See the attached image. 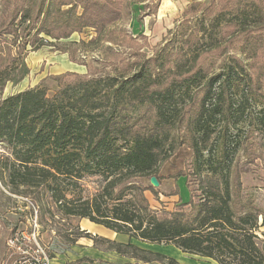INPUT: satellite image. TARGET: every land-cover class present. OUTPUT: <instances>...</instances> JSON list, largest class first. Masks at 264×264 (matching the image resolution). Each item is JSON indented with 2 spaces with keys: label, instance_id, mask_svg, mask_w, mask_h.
<instances>
[{
  "label": "trees",
  "instance_id": "16d2710c",
  "mask_svg": "<svg viewBox=\"0 0 264 264\" xmlns=\"http://www.w3.org/2000/svg\"><path fill=\"white\" fill-rule=\"evenodd\" d=\"M9 1L0 3V36L16 38L15 27L26 24L33 41L67 39L89 29L96 32L95 42L110 23L140 11L147 0ZM258 15L240 9L228 26L241 31L248 18ZM214 21L211 27L224 22ZM206 34L202 31L200 38L215 39L211 29ZM242 44L255 76L236 55L221 53L214 72L200 54L169 67L154 55L126 78L76 75L75 82L62 83V75L54 76L58 89L50 96L35 87L0 97V145L8 149L0 154L1 182L15 194L44 186L65 217L84 218L127 236V242H118L77 226L60 239L70 245L89 239L94 248L134 260L129 264H183L131 239L170 244L218 264H264V233L258 234L264 215L243 196L242 170L229 157L238 146L236 138L225 141L247 107L259 96L264 99L257 85L264 82V72H255L264 58L259 55L264 35H246ZM2 52L0 47V74L9 66ZM256 119L264 125V103ZM179 145L192 151L195 162L191 173L175 175L185 179L189 197L178 198L171 210L154 211L140 190L133 194L136 186L124 183L154 176L160 184L159 165ZM85 176L103 180L99 193L90 199L67 197Z\"/></svg>",
  "mask_w": 264,
  "mask_h": 264
},
{
  "label": "rangeland",
  "instance_id": "374dc122",
  "mask_svg": "<svg viewBox=\"0 0 264 264\" xmlns=\"http://www.w3.org/2000/svg\"><path fill=\"white\" fill-rule=\"evenodd\" d=\"M3 1L0 0V3ZM174 1L148 0L140 11L135 9L110 23L101 33L99 41L95 42L91 41L96 32L89 29L72 34L67 39L55 41L42 36L41 40L33 41L32 36L27 35L26 24H18L14 32L16 38L12 35L0 36L1 56L7 59L9 65L5 73L0 74V81L4 75L6 78L0 97L35 87L44 88L50 96L58 89V81L52 78L54 76L62 75V83L75 82L78 79L76 75L80 78H126L154 55L158 61L165 62V67H169L175 62L180 63L179 58L189 59L200 54L207 60L210 72L217 69L218 62L214 61H218L221 53L236 55L246 72L255 76L253 62L247 58L242 41L246 35H264V0H178L171 6ZM240 9L259 14L258 17L248 18L246 29L241 31L239 27L233 29L228 26L232 15L238 14ZM138 14L147 16L139 18ZM216 18L224 22L211 27ZM209 29L215 39L208 37ZM202 31L207 33L205 38H200ZM213 43V49H209L208 46ZM263 53L259 51V55ZM262 60L264 58L256 63L255 72H264ZM261 80L264 81V77ZM257 85L264 89V82ZM263 103L264 99L260 96L251 103L242 120L229 130L225 141L228 136L236 138L238 146L229 157L242 170L243 196L251 198L254 206L264 215V125L256 119ZM7 152L8 149L0 145V154ZM194 165L192 151L185 145H179L159 165L161 183L157 187L150 185L148 176L135 177L124 185L136 186L133 194H138L140 190L152 210H171L178 198L186 201L189 197L185 179H176L175 175L180 171L191 173ZM103 183L100 177L85 176L71 186V192L66 195L69 198L90 199L99 193ZM176 187L179 195H168ZM151 189L156 190L155 194ZM83 223L84 219L65 217L46 187L31 186L26 194H15L0 180V264H10L14 257H9L8 238L15 232L30 234L33 229L41 244L48 247L50 258L55 257L49 258V264H73L68 260L83 256L82 251L90 240L80 238L75 245H70L64 243L60 236L76 232L77 226L84 229ZM148 245L150 249L177 258L183 264H218L211 259L183 253L170 244Z\"/></svg>",
  "mask_w": 264,
  "mask_h": 264
},
{
  "label": "crops",
  "instance_id": "0c3cea01",
  "mask_svg": "<svg viewBox=\"0 0 264 264\" xmlns=\"http://www.w3.org/2000/svg\"><path fill=\"white\" fill-rule=\"evenodd\" d=\"M175 1H174V3H171V6H173V4L178 3V0H175ZM147 2H148V0L145 1L144 3L147 4ZM161 6H162V3L160 4V7ZM159 10H161V9H159ZM137 16H139V18H143V16H147V15H145V14L139 15L138 14ZM91 33L94 34L93 32H91ZM82 219H84V218H82ZM83 224H84L83 230H86L87 232L91 233L92 235L105 237V238L115 240L118 242H127L129 239L127 236L125 237V239L122 237H119L118 233H116V232H114L108 228H105L101 225L89 222L87 219H84ZM261 232L264 233V225L260 227L258 234H260ZM89 242H87V245L85 246L86 248H84L82 251L83 256L73 257L72 259H69L68 262H73V264H129V263L134 262V260L120 256V255H117L113 251H103V250H99L97 248H94L92 246L91 240ZM131 242L134 243L135 245L141 247V248L154 251V250L150 249L148 243H144V242L134 240V239H131ZM51 258H55V257H51ZM211 262H214V261H211ZM140 264H148V263H140Z\"/></svg>",
  "mask_w": 264,
  "mask_h": 264
},
{
  "label": "built area",
  "instance_id": "2783aa9c",
  "mask_svg": "<svg viewBox=\"0 0 264 264\" xmlns=\"http://www.w3.org/2000/svg\"><path fill=\"white\" fill-rule=\"evenodd\" d=\"M7 246L11 249L9 257L14 256L10 264H49L48 247L41 244L34 229L30 234L13 233Z\"/></svg>",
  "mask_w": 264,
  "mask_h": 264
},
{
  "label": "water",
  "instance_id": "95a60500",
  "mask_svg": "<svg viewBox=\"0 0 264 264\" xmlns=\"http://www.w3.org/2000/svg\"><path fill=\"white\" fill-rule=\"evenodd\" d=\"M149 183H150V185L153 186V187H157V186L159 185L157 179H156L154 176H151V177L149 178Z\"/></svg>",
  "mask_w": 264,
  "mask_h": 264
}]
</instances>
